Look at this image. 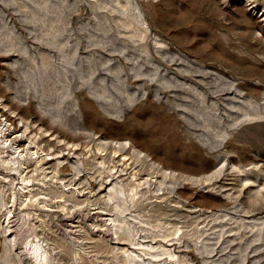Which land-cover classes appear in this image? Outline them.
<instances>
[{
    "label": "rangeland",
    "instance_id": "1",
    "mask_svg": "<svg viewBox=\"0 0 264 264\" xmlns=\"http://www.w3.org/2000/svg\"><path fill=\"white\" fill-rule=\"evenodd\" d=\"M262 54L264 0H0V264H264Z\"/></svg>",
    "mask_w": 264,
    "mask_h": 264
},
{
    "label": "bare ground",
    "instance_id": "2",
    "mask_svg": "<svg viewBox=\"0 0 264 264\" xmlns=\"http://www.w3.org/2000/svg\"><path fill=\"white\" fill-rule=\"evenodd\" d=\"M190 14H191V12H190ZM186 15H188V14H186ZM158 41L160 42L159 47H166L165 40L158 39ZM262 55L264 56V54H262ZM178 59L186 60L185 57L179 53H178ZM227 59H228V57H227ZM187 62L191 63V61H189V60H187ZM228 64L230 67L234 66V62L232 61V59H231L230 63H228ZM200 67H201V70H197L200 74H202L204 76H208L210 74V72L207 71L205 65H201ZM186 69H188L187 71L189 72V75H188L189 78L193 77L190 74L191 73L190 68L186 67ZM177 71L178 72L176 74H174L175 77L177 78V80L175 79L174 81H179L183 75L182 69L178 68ZM225 74L226 73L223 71H219L217 73V75H218L217 78L219 77V79H218L219 83L227 84L229 89L234 90L235 95H239V92L242 90L240 83L237 82L235 84L234 81H236V80L233 78V79L228 80L229 81V84H228V82H226L225 79H222V77H225ZM185 76H187V75H185ZM187 80L191 81L190 79H187ZM188 81L179 82V83L174 82V84H176L179 87V88L174 89V92L177 94L182 93L184 96H186L188 98L190 97V93L192 92L194 95L198 94L199 97L204 98L203 97L204 93L198 92L199 88L197 87L195 82H188ZM165 95L167 96V93ZM201 100L203 101V99H201ZM0 112L2 114H5V113H3L2 109ZM37 120L38 119L35 118L31 122L35 123ZM82 136L84 138L85 137L88 138L86 143L94 141L93 132L87 131ZM99 140L100 141L98 143L97 149L101 150V153H99V154L94 153V156H96V155L100 156L102 159L108 160V162H109V172L108 173L106 172L104 174H100V183H98V187H97L99 189V191L103 190L105 188V186L108 184V182L105 180L106 178H109V184L117 178H123V177L125 178V175L130 173L129 169L131 167L135 168L139 172H141V171L143 172L144 170L145 171L151 170L152 172L161 175L165 179L169 178V177H174V178L180 177V178H184V179H189V176L187 174L181 173V172L173 170V169L166 168V166L161 164L160 161H158L156 158L151 156L150 153H148L147 151L139 150V149L135 148L134 144H132V142H129L130 144L127 147L126 146L127 141L123 140L122 138H110V137L108 138L105 136H100ZM15 142H17V141H15ZM76 145H78V144H76ZM129 147H133V152H129V150H128ZM76 149H77V147L76 148L70 147V150H72L74 152L76 151ZM108 151H109V153H108ZM119 152H120V154H119ZM121 154L123 155V158L122 159L117 158ZM133 173H135V172H133ZM94 183H95V180L92 176L87 183L88 188L92 189V187L94 186ZM120 243H125V242H120Z\"/></svg>",
    "mask_w": 264,
    "mask_h": 264
}]
</instances>
